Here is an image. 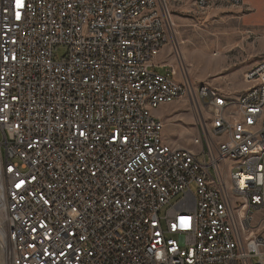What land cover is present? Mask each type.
<instances>
[{
    "label": "built area",
    "instance_id": "obj_1",
    "mask_svg": "<svg viewBox=\"0 0 264 264\" xmlns=\"http://www.w3.org/2000/svg\"><path fill=\"white\" fill-rule=\"evenodd\" d=\"M182 1L0 0V264H264V61L233 99L152 71Z\"/></svg>",
    "mask_w": 264,
    "mask_h": 264
},
{
    "label": "rangeland",
    "instance_id": "obj_2",
    "mask_svg": "<svg viewBox=\"0 0 264 264\" xmlns=\"http://www.w3.org/2000/svg\"><path fill=\"white\" fill-rule=\"evenodd\" d=\"M223 4L224 3L220 4L219 9H226V7H228L226 4L223 6ZM252 7L254 8L251 9ZM263 7V5L251 6L249 9L250 13L247 14L248 16L244 19L257 34H264ZM169 10L175 24V34L172 35L168 45L170 47L173 45L174 49L175 45H177V48L179 47L178 49L181 52L179 57H181L184 71L187 75L189 67L192 80L194 79L198 82L199 79H206L226 91H234L237 85L236 83L241 80L240 69L242 68L233 65L230 62V58L225 55L213 57L211 54L217 51L214 47L215 43L217 40L238 39V51L228 53L229 49H226L221 53H226L227 55L240 54L242 57L247 54L251 56L255 53L260 56V51L264 50L262 44L264 43V38L257 36L254 34L255 32L252 33L246 27H241L238 19L231 22L226 19L227 15H215L216 13H213L211 9L202 11L197 7L195 2L191 0L171 3ZM183 42L185 43V48L189 47L190 56L201 53L200 51L202 49L210 55L205 54L202 58L195 57L190 60L188 59L186 62L185 55L182 53ZM247 43L249 49L248 47H244ZM63 54V48H60L56 52L57 58L63 56ZM174 55L175 51L172 53V56ZM157 62L158 59L154 62L155 66L151 70L165 75L167 73L164 70L165 68L156 64ZM259 62L260 61H257L256 63ZM256 63L254 62V64ZM245 85L248 84L245 83ZM156 112L161 114L160 119L165 125L164 135L169 138L172 146L191 149L193 151L199 150V147L195 146L193 143V138L198 134L196 113H194L188 99L170 105H164ZM211 173L214 175L213 171ZM192 189L195 191L194 187H192ZM175 201L176 200H174L173 203Z\"/></svg>",
    "mask_w": 264,
    "mask_h": 264
},
{
    "label": "crops",
    "instance_id": "obj_3",
    "mask_svg": "<svg viewBox=\"0 0 264 264\" xmlns=\"http://www.w3.org/2000/svg\"><path fill=\"white\" fill-rule=\"evenodd\" d=\"M190 1V0H189ZM194 2V0H191ZM245 4L243 7H239V8H234V7H226V9H219L220 4H222L221 2L218 1H214L213 5L209 8L211 10H213V13H216L215 15H227L226 19L233 22L234 20L238 19L239 20V24L241 27H246L248 28L252 33H254L255 31H253V28L250 27V25L244 20L250 13L249 9L251 8V6H258V5H263L264 6V0H244ZM225 4H223L224 6ZM216 7V8H215ZM254 7H252L251 9H253ZM264 8V7H263ZM228 13V14H227ZM224 19V18H223ZM259 37L264 38V34L262 33H254ZM262 41V40H261ZM243 42V41H242ZM239 40L238 39H223V40H217V42L215 43L214 47L215 49H217V51H215L213 54H211L213 57H216L218 55H225L227 57L230 58V62L233 65L238 66L241 70V80H239L236 84L235 90L234 91H226L216 85H214L211 81L206 80V79H202L197 82L194 79L192 80L190 77V68L188 67V75L187 73L184 71V67L182 64V60L181 57H178V54L175 53L174 56H172V53H174L175 49L174 46L171 45L172 47H170L169 45H167L161 52L160 56L158 57V62L156 64H158L159 66L165 68V72H170L171 69H174L175 71H177V76L175 77V80L178 82H181L185 77H187L195 86H201V85H208L211 88H215L217 90H219V92L221 93L222 96L229 98V99H233L234 97H238L241 93L245 92L248 90V85H245V82L243 80L245 74L252 68H254L255 66H257L259 63L264 61V50L260 51V56L259 54H253L251 56H249L248 54L244 57H242V55L238 54V55H227L226 53H221L223 51H225L226 49H229L228 53H233L234 51H238L239 47ZM264 46V43H262ZM185 43L183 42L182 45V53L183 55H185V61L187 62V60L189 59H193L195 57H203L205 54L206 55H210L209 53H206L205 50H201L199 54H196L194 56H190L189 55V47L185 48ZM260 45V44H259ZM244 47H248L249 49V45L248 43L246 44V46L244 45ZM181 54V52H180ZM216 54V55H215ZM182 56V55H181ZM259 56V57H258ZM258 57V58H257ZM257 61H260L259 63H256ZM254 62L256 64H254ZM187 65V64H186ZM214 79V78H213ZM209 82V83H208ZM208 83V84H207ZM231 93V95H230ZM229 96H227V95ZM157 111V110H156ZM156 111H154V115L158 118L161 117L160 113H157ZM165 126V125H164ZM164 141L166 144L171 145L169 138L164 135ZM175 147V146H174Z\"/></svg>",
    "mask_w": 264,
    "mask_h": 264
},
{
    "label": "bare ground",
    "instance_id": "obj_4",
    "mask_svg": "<svg viewBox=\"0 0 264 264\" xmlns=\"http://www.w3.org/2000/svg\"><path fill=\"white\" fill-rule=\"evenodd\" d=\"M2 198H3V193H2V189L0 187V203L2 202Z\"/></svg>",
    "mask_w": 264,
    "mask_h": 264
}]
</instances>
